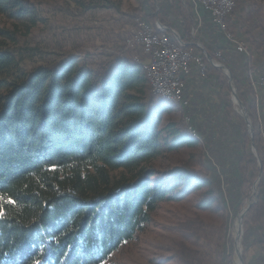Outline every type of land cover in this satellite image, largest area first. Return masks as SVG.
<instances>
[{"label":"trees","instance_id":"1","mask_svg":"<svg viewBox=\"0 0 264 264\" xmlns=\"http://www.w3.org/2000/svg\"><path fill=\"white\" fill-rule=\"evenodd\" d=\"M178 2L181 37L193 50V23ZM150 3L152 14H133L142 23L174 29L171 17ZM263 15L253 0H237L224 27L232 37H246L264 71ZM40 22L35 1L0 0V264H106L147 230L161 204L193 196L197 211L211 209L221 223L213 227L198 215L188 218L177 226L183 239L174 242L165 262L234 264V254L226 256L224 249L227 205L204 155L196 152L199 141L174 116L173 104L152 94L146 73L131 59L99 63L87 54L23 70L18 24L31 31ZM208 53L222 62L216 52ZM206 64L204 73L218 75L225 116L237 120L242 133L239 193L247 200L261 171L264 178L254 94H246L245 82L233 77L253 124L258 158L248 149L252 139L234 110L228 78ZM183 152L188 158L181 164L158 168V162L171 164ZM243 222L244 229L264 225L262 193ZM204 243L208 254L199 249Z\"/></svg>","mask_w":264,"mask_h":264},{"label":"rangeland","instance_id":"2","mask_svg":"<svg viewBox=\"0 0 264 264\" xmlns=\"http://www.w3.org/2000/svg\"><path fill=\"white\" fill-rule=\"evenodd\" d=\"M32 1H35L36 3L37 10L41 16V22L31 31H28L25 25L18 24L20 33L17 37L16 45L17 51H20L22 54L23 62L21 64V68L23 70L30 72L41 65L57 66L67 60L74 58L80 59L83 58V56L89 54L91 56H94L95 62L99 63H105L109 60L116 59H131V61H133L134 63L139 64L147 75L148 66L146 65V62L148 61V58L143 54V49L138 45L133 48L128 47V41L134 38L135 34L139 31V29H141L142 25L144 24L142 23V20L139 18L138 15L133 14L135 13L134 10H139L140 12L143 11L147 14H152L150 8L151 0ZM153 1L157 12H159L164 8V5L168 0H159V2L157 0ZM180 1H183V3L186 4L184 0ZM253 1L264 8V0ZM96 5L104 6V8H97ZM233 10L223 18L221 24L216 21L214 22L218 24L224 30L226 36L235 43L237 51L241 55H244L247 58L253 57L254 55L250 52L246 37H244L242 33H239L237 37H232L230 33L225 30L224 21L227 16H229L233 12ZM157 23L159 22H156V24ZM8 24L11 25L10 23ZM145 24H147V26L150 25L156 28V24ZM182 28L183 26L181 25V29ZM178 29L179 27L176 25L174 29L170 30L175 31L177 33L176 35H178L179 38L182 40L181 34L179 33L180 29ZM192 35L198 40V43H196L195 45V49H193V52L196 55L201 56V54L199 53L200 50L205 56L204 50L208 52L209 49H207L201 42V39L196 36V31H194V29H192ZM182 42L184 43L183 40ZM186 46H188V44H186ZM239 46L242 47V51L239 50ZM216 55H218L219 57L220 53H217ZM134 58H138L139 60H135ZM207 62L209 63L208 60ZM213 62L215 64L223 65L226 68L225 70H223L215 67L218 71H220L221 74L228 78L227 73L229 71L232 77H234L230 69L226 66L223 61L218 62L216 60H213ZM192 65H195V63L193 62ZM206 66L208 67V64ZM199 71L202 72L200 69ZM149 83L151 87L150 79ZM233 83L234 82H232V86L234 88ZM229 85L231 90L230 82ZM251 92L252 94H254L255 99L258 94V90L252 87L249 93L251 94ZM249 93H247L246 91V94L250 95ZM231 96L234 110L240 116H242L243 111L246 110L245 106L244 109L234 103L232 91ZM171 103L173 104L175 110L174 116L182 118L188 128V131L192 134L193 137L198 140V132L193 126L192 121L190 120L189 122V117L184 112L185 107L175 102ZM231 121L238 123V121L235 119H231ZM189 123L194 129V133L190 130L191 126L188 125ZM251 125L253 129L252 122ZM255 126L257 129H259L260 137L264 142L262 134V131L264 132V125L260 122V120H258V116ZM202 149L203 148L199 143V147L196 149V152L202 153V155H204ZM248 149L251 151V154H253L254 157H259L256 145L255 149H253L252 144L251 146H248ZM186 154L187 153L183 152L181 154H178L177 156L172 157L171 164L158 162V168L162 170L172 165L181 164L185 159L188 158ZM210 175L211 178H213V182L215 183L217 190L222 196L224 202L226 203V205H228L229 201L227 197L224 196L223 190V188L225 190L226 188L223 186V183H220L223 179L217 177L216 174H212L211 169ZM256 182V196H258V194L262 193L264 190V178L263 181L261 178V181ZM253 191L254 190L252 189L249 199L241 201V207L238 206L236 209L229 210L230 207L228 208L227 206V211L229 214V227L226 233L224 249L226 256L234 254V264H240L237 254L238 250L242 254V259L243 257H245L243 236L246 229H244L243 222L242 239L241 241H237V235L240 227L238 218L243 213L245 208H247V206L249 205V202L253 197ZM256 199V197H253L252 206L256 203ZM195 203L196 198L193 196L189 200H185L183 202H165L161 204L156 210V212L153 214L151 224L149 225L147 230L142 234L138 235V237H136V239L130 245L123 247L106 264H176L175 261L165 262V259L174 254L176 249L174 246V242L176 240L183 239L182 236L179 234L177 226H181L184 222H186L188 218H193L196 215H198L205 224H212L213 227H217L221 223V216L219 215V213H214L211 209L205 211H197ZM186 243L187 245H191L189 240ZM206 246L207 245L204 243L202 246H200L199 249L203 252H207L208 254L209 252L206 250ZM161 261L165 263H159ZM244 262L245 261L243 259V264Z\"/></svg>","mask_w":264,"mask_h":264},{"label":"crops","instance_id":"3","mask_svg":"<svg viewBox=\"0 0 264 264\" xmlns=\"http://www.w3.org/2000/svg\"><path fill=\"white\" fill-rule=\"evenodd\" d=\"M179 0H168L162 11L171 17L174 27L181 29ZM180 1L188 11L196 36L203 45L220 53L219 57L240 81L245 82L247 93L254 87L258 90L255 97L258 120L264 123V86L262 83V64L257 57H245L226 36L224 30L214 22L211 14L192 0ZM177 23V24H176ZM184 99L188 106L184 112L191 119L198 132V141L202 146L205 160L212 174L223 180L224 196L228 199V208L236 209L242 201L239 193L240 174L238 161L242 155V133L238 123L227 119L224 113L226 101L221 95L218 75L200 72L192 65L191 74L185 77ZM235 125V126H234ZM231 178V179H230ZM239 178V180H238ZM264 197V190L262 192ZM245 250L244 264H264V225L249 226L243 236Z\"/></svg>","mask_w":264,"mask_h":264},{"label":"built area","instance_id":"4","mask_svg":"<svg viewBox=\"0 0 264 264\" xmlns=\"http://www.w3.org/2000/svg\"><path fill=\"white\" fill-rule=\"evenodd\" d=\"M192 1L207 10L219 24L234 9L237 2V0ZM169 29L171 28L161 26L159 23L156 24V28L144 23L134 38L128 41V47L140 46L148 58L146 65L152 66L154 73L152 93L163 99H167V93H174L183 107H187L188 102L184 99L185 77L191 74L193 62L202 72L206 71L207 64L200 55L188 50L175 31ZM239 50L242 51V47L239 46ZM262 85L264 86V72ZM190 120L189 118V122ZM188 125L191 126L190 123ZM191 128L194 130L192 126ZM262 134L264 138L263 131Z\"/></svg>","mask_w":264,"mask_h":264},{"label":"water","instance_id":"5","mask_svg":"<svg viewBox=\"0 0 264 264\" xmlns=\"http://www.w3.org/2000/svg\"><path fill=\"white\" fill-rule=\"evenodd\" d=\"M169 30H170V29H169ZM204 53H205V56H206L207 60L209 61V63H211L214 67L219 68V69H223V70L226 69L223 65L215 64V63L213 62V60H212L210 54H209L207 51L204 50ZM227 75H228V78H229V82H230V84H231V91H232V94H233V98H234L233 100H234V103L237 104V105H239L241 108H244L243 103H242V102L240 101V99L238 98V95H237L235 89H234L233 86H232L233 77H232V75L230 74L229 71H228ZM244 109H245V108H244ZM242 116H243V118H244V120H245L247 126L249 127V134H250V137H251V139H252V147H253V149H255V143H254V140H253V129H252V125H251V122H250V119H249V116H248L246 110L243 111ZM259 165H260V168H261V167H262V163H261L260 160H259ZM261 178H262V171H261L260 176H259V178H258L257 181H258V182L261 181ZM252 189L254 190V191H253L254 193H253L252 196L257 198V196H256L257 182L254 184V186H253ZM253 197L251 198V200H250L249 205L247 206V208H245V210L243 211V213H242V214L239 216V218H238V222H239V226H240V227H239V232H238V235H237V241H241V239H242L243 218H244V215L246 214V212H247V211L250 209V207L252 206V203H253ZM237 254H238V258H239L240 264H243L242 254L240 253L239 250L237 251Z\"/></svg>","mask_w":264,"mask_h":264},{"label":"bare ground","instance_id":"6","mask_svg":"<svg viewBox=\"0 0 264 264\" xmlns=\"http://www.w3.org/2000/svg\"><path fill=\"white\" fill-rule=\"evenodd\" d=\"M205 1H207V2H214V0H205ZM147 76H148V78L151 81V90L153 92L154 73H153V70H152V66H148ZM165 100H168V101H171V102H175V103H178L181 106H183L182 105V102L180 100H178L177 98H175L174 93H167V99H165ZM190 130L194 133V130H192V128H190Z\"/></svg>","mask_w":264,"mask_h":264},{"label":"snow or ice","instance_id":"7","mask_svg":"<svg viewBox=\"0 0 264 264\" xmlns=\"http://www.w3.org/2000/svg\"><path fill=\"white\" fill-rule=\"evenodd\" d=\"M0 199H2V197H0ZM0 214H2V213H0Z\"/></svg>","mask_w":264,"mask_h":264}]
</instances>
